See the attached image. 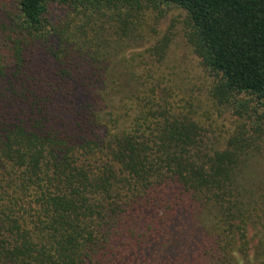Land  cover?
Returning <instances> with one entry per match:
<instances>
[{
    "label": "trees",
    "instance_id": "obj_1",
    "mask_svg": "<svg viewBox=\"0 0 264 264\" xmlns=\"http://www.w3.org/2000/svg\"><path fill=\"white\" fill-rule=\"evenodd\" d=\"M14 2L0 264H264V0Z\"/></svg>",
    "mask_w": 264,
    "mask_h": 264
},
{
    "label": "rangeland",
    "instance_id": "obj_2",
    "mask_svg": "<svg viewBox=\"0 0 264 264\" xmlns=\"http://www.w3.org/2000/svg\"><path fill=\"white\" fill-rule=\"evenodd\" d=\"M14 3V0H0V9L3 10V8L8 9L9 7H15L12 5ZM184 18H186V15L183 11L179 8H172L167 12L166 24L172 23V27H178L181 29L182 26L179 22L184 20ZM172 19L173 21L171 22ZM171 56L170 65L177 64L184 68L189 64L190 59L193 60V57L190 54L189 49L185 46V41L183 39H176Z\"/></svg>",
    "mask_w": 264,
    "mask_h": 264
}]
</instances>
